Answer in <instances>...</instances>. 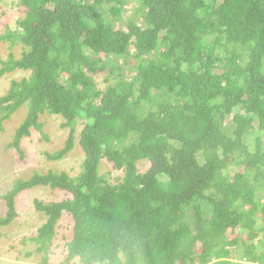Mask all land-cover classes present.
<instances>
[{
	"label": "trees",
	"instance_id": "1",
	"mask_svg": "<svg viewBox=\"0 0 264 264\" xmlns=\"http://www.w3.org/2000/svg\"><path fill=\"white\" fill-rule=\"evenodd\" d=\"M15 1L23 16L0 42L21 52L0 58V79L24 76L0 97V133L28 112L6 148L47 113L69 130L46 160L77 137L84 159L76 177L16 179L0 228L17 197L57 189L65 198H33L43 264L68 216L62 264H264V0Z\"/></svg>",
	"mask_w": 264,
	"mask_h": 264
},
{
	"label": "rangeland",
	"instance_id": "2",
	"mask_svg": "<svg viewBox=\"0 0 264 264\" xmlns=\"http://www.w3.org/2000/svg\"><path fill=\"white\" fill-rule=\"evenodd\" d=\"M14 2L16 1L4 0L0 2V37L7 33V27L15 30L17 27L16 21L23 16V12L13 5ZM129 6L133 9L136 7L135 3H131ZM20 52L19 46H11L9 41L0 42V58L2 61L8 60L12 55L18 59ZM2 66L4 65L0 63V69H2ZM23 76L24 73L18 70L3 76L0 79V97L6 94L13 80H19ZM102 77L100 76L97 82L104 86ZM27 112V106L22 107L4 123V131L0 133V195L10 189L16 179L27 180L35 170L41 172L53 169L59 173H64L68 177H76L80 172L84 153L78 143L79 138H75L74 148L63 159L51 162L46 160L45 152L52 153L66 146L69 129L64 127V119L56 115L42 114L38 119L39 123H43L41 132L31 128L30 135L21 139L20 150L12 147L10 149L6 148L8 144L13 142L14 135L26 119ZM148 164L147 161L139 162V169L145 171L149 166ZM101 168L103 172L109 174L110 180L121 174L113 170L105 161L101 164ZM40 195H43L41 198L48 203L65 198L64 193L57 189H43L40 192L24 193L16 198L15 205H22V207L17 208L20 215L9 226L0 228V264H43L44 253L38 252L39 244L30 240L35 232L33 226H39L43 222V216L37 214L33 207V198L40 199ZM8 210L7 202L0 200V218H5ZM68 217L61 219L57 225L56 239L54 244L50 246L48 264H62L65 262L67 252L58 245L64 244L72 237V222ZM227 235L231 240L237 237L235 231H229ZM63 237H66V239H63ZM29 253L30 256L27 255Z\"/></svg>",
	"mask_w": 264,
	"mask_h": 264
},
{
	"label": "clouds",
	"instance_id": "3",
	"mask_svg": "<svg viewBox=\"0 0 264 264\" xmlns=\"http://www.w3.org/2000/svg\"><path fill=\"white\" fill-rule=\"evenodd\" d=\"M3 1H4V0H3ZM12 1H15V0H12ZM0 2H2V1H0ZM129 12H130V7L128 6V7H127V11L125 12V16H126V17H127V15L129 14ZM139 24L142 25V22L140 21ZM19 47H20V46H19ZM97 79H98V78H96V82H97ZM97 83H98V82H97ZM20 109H21V108H20ZM20 109H19V110H20ZM19 110H18V111H19ZM18 111H17V112H18ZM17 112H16V113H17ZM14 114H15V113H14ZM14 114H13V115H14ZM13 115H12V116H13ZM51 115H54V114H51ZM12 116H11V118H12ZM56 116H58V115H56ZM58 117H59V116H58ZM61 118H62V117H61ZM64 124H65V123H64ZM77 138H78V137H77ZM77 138H76V139H77ZM78 140H79V139H78ZM226 236H228V235H226ZM229 239H230V237H229ZM230 240H231V239H230Z\"/></svg>",
	"mask_w": 264,
	"mask_h": 264
}]
</instances>
